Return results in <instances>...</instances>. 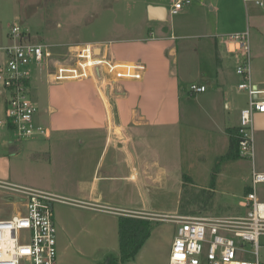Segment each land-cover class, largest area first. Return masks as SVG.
Returning a JSON list of instances; mask_svg holds the SVG:
<instances>
[{
    "label": "rangeland",
    "instance_id": "rangeland-1",
    "mask_svg": "<svg viewBox=\"0 0 264 264\" xmlns=\"http://www.w3.org/2000/svg\"><path fill=\"white\" fill-rule=\"evenodd\" d=\"M191 1L194 3L196 0ZM155 2L156 0H0L2 47L13 41L9 35L16 25L26 34L28 43L64 45L116 41L109 47L112 53L121 57L142 52L153 60L155 53L147 52L144 48L149 47L151 42L127 40L144 38L150 30H154L158 39L175 35L177 37L174 41L159 40L157 45H161L159 54L164 58L173 49L176 52L170 60H179V79L167 77V71L164 79L162 72L155 81L145 85L143 90L148 117L154 124L162 126L164 131L162 137L159 128L156 130L155 126H150L151 128L142 129L141 134V140L146 138L148 143L146 155L151 165L149 174L157 183L149 184V189L145 186L144 192H139L135 183H131L127 193L117 194L113 196L115 199H110L112 203L106 201L94 204L95 206L82 201L56 203L54 220L58 228L59 264H106L108 257H119L121 239L118 219L122 212L115 207L119 204L123 208L148 211L153 215L141 217L156 222L149 239L135 259L124 264H169L178 227L169 218L172 215L221 218L240 217L246 213L242 202L251 191L252 165L255 161L264 162V150L260 151L254 146L250 159L239 158L235 162L223 158L230 141L226 134L219 135L215 131L219 126L223 128L226 124L233 125L229 118L235 119L246 93L239 90L238 83L241 80L239 82L237 78L229 82L230 86H222L227 77V67L225 65L224 69L219 70L216 58L219 56L216 55L214 41L209 36L191 37L197 34L209 35L211 31L203 29L205 24L201 22L204 23L202 20L205 19L208 26L213 28L215 15L211 8L205 6L204 10L196 11L186 18V21L198 19L196 22L190 21L191 26L181 27L180 31L173 34L170 27L174 20L181 22L179 14L171 15L170 4H166V9H169L168 20H148L147 12L149 7L153 8L151 3ZM248 15L253 73L260 69L264 77V10L254 1L246 3L243 0V4L235 2L229 12L230 18L237 22L242 20L247 23ZM183 30L189 38L180 37ZM56 51L64 53L66 49L58 48ZM3 56L4 53L0 52V61ZM155 62L158 63L157 60ZM231 64L230 72H233L234 66ZM199 68L201 76H197ZM30 69L32 74L28 95L40 109L34 117L36 124L55 130L54 123L62 122L70 112L68 96H72L70 101L77 98L75 102L78 106L92 108L94 111L101 109L93 88L86 81L53 85L49 82L47 69L39 70L36 65H32ZM217 70L221 86L217 85L213 77ZM204 73L209 74L208 80ZM195 80L210 81L208 92L192 96L190 84ZM225 90L228 93L226 97L223 93ZM0 93V119L3 120L6 118L4 102L8 93L1 82ZM46 104L63 111L45 114L42 111ZM71 136L73 140H77L75 135ZM132 137L140 139V135L133 134ZM82 138L84 141L88 140L86 135ZM57 139L56 135L53 138L38 136L25 140L20 139L14 130L1 129L0 181L52 192L67 199L81 200L71 194L77 189L80 180L92 177L93 165L99 154L94 153L95 148H90L91 156L87 157L84 152H78L85 149H79L74 144L73 148L68 145L61 147L56 143ZM132 148L138 150L135 152L138 156L145 151L139 145H133ZM137 163L140 164L139 161ZM2 192L0 189V193ZM258 194L264 199V184L258 185ZM5 197V194L0 195V220L11 219L20 209V204L5 200ZM123 214L131 218L140 217L134 212ZM261 243L264 244V236ZM250 248L247 246V249ZM261 254L264 262V249Z\"/></svg>",
    "mask_w": 264,
    "mask_h": 264
},
{
    "label": "built area",
    "instance_id": "built-area-1",
    "mask_svg": "<svg viewBox=\"0 0 264 264\" xmlns=\"http://www.w3.org/2000/svg\"><path fill=\"white\" fill-rule=\"evenodd\" d=\"M244 1H254L264 10V0ZM191 4V0H174L171 14L175 16ZM10 33L13 41L0 46V52L4 53L0 61V82L8 93L6 118L0 119V130H14L20 139L51 136L49 127L36 124L34 120L40 109L28 95L32 65L39 70L47 69L53 85L91 81L99 91L108 84L141 81L148 69L141 60L115 57L109 49L113 41L41 45L26 42V34L19 26H13ZM227 40L229 46L234 47L230 51L238 58L237 74L241 77L238 88L248 97L238 122L241 155L250 159L255 146L254 120L257 113L264 114V90L253 83L250 30L232 34ZM58 48L66 51L57 52ZM206 91L205 85L193 84L190 88L191 95ZM251 179V191L242 202L246 209L243 216L169 217L178 226L169 264H264L261 254L264 249L261 243L264 200L258 197V185L264 184V173L253 171ZM0 189L14 203L20 204L19 211L11 219L0 220V264H59L54 205L81 202L2 181Z\"/></svg>",
    "mask_w": 264,
    "mask_h": 264
},
{
    "label": "crops",
    "instance_id": "crops-1",
    "mask_svg": "<svg viewBox=\"0 0 264 264\" xmlns=\"http://www.w3.org/2000/svg\"><path fill=\"white\" fill-rule=\"evenodd\" d=\"M235 2H240L243 4V0H196L191 5L185 6L183 10L179 13L180 17L178 19H180L181 22L178 23L174 20L173 24L170 27L171 32L175 34L180 31L181 27L187 28L191 26L192 24H190V21L196 22L198 20L192 19L186 21V18L188 16L193 15L196 11L204 10L205 6L211 8L212 13L215 15V17H213V19L215 20V23L212 26L213 28H211L210 25L208 26V23L205 21V19L202 20L204 21V23L201 22V24H205V27L203 29H208L211 31V33L209 35L197 34L191 37L194 38L197 36H209L214 41L213 46L216 50V55L219 56V58L216 57L219 62V70L224 69L225 65L227 67V77L225 78L224 82H222L223 87H226L227 85L230 86L231 84H229V82L232 79L237 78L239 82L241 80V77L237 74L238 58L235 54L230 51V48L234 49V47L229 46L227 39L230 34L243 33L247 31V29H249L250 27V15L247 16V23L242 22V20H240V22H237V20H233L230 18L229 12ZM166 4H170L169 9H171L173 2H170L168 0H156L155 3H151L153 8L158 9L157 11H155V17L158 18L163 16L164 20H151L149 18V12H147L148 20L154 22L168 20L169 9H166ZM159 8L166 9V14L164 13L163 9ZM149 32L144 38L127 41L138 43L151 42L149 47L145 46L144 48L147 49V52L151 51L152 53H155L153 60L144 56L142 52H139V54L135 53L133 55H123L121 56L122 58L119 55L113 53V55L119 59L130 61H143L148 67V69L145 72L144 77L141 81H122L121 83L108 84L106 88L100 91L97 89V87H95V85L91 81H86L89 87L93 88L97 97L98 104L99 106L101 105V109L99 111H94L92 108L89 109L88 107L78 106V104L75 102L77 98H74L73 101H70L72 99V96H68V111L70 112L66 114V119H62V122L59 121L56 124L54 123V127L56 128L55 130H52L49 127L51 130L50 137L53 138L57 135L58 139L56 143L62 145L61 147H66L68 145L70 146V148H73L72 145L74 144L78 145L79 149H85L84 151H78L79 154L84 152L85 156H91L92 151L90 150V148H95L94 153L97 152L99 154L94 163L95 165H93L94 171L92 177L87 180H80L78 182L77 189L74 190V192L71 194L81 198V200L77 201L90 202L93 204H100L106 201L112 203L110 199H115L113 198V196L117 194L127 193L129 185L131 183H135V186L139 192H144L145 186L149 189V184L157 183V180L152 178L149 174L151 165L147 161L148 155H146L148 143L146 142V138H143V140H141V134L142 129L148 127L151 128L150 126H155L156 130L157 128H159V132L162 134V137L164 131L162 126L160 127V125L154 124L152 120H150L151 118L148 117V105L145 101V97L143 96V90L146 88L145 85L151 83V81L153 80L155 81V79H157V77H159L162 72H164L163 78L167 71V77L172 76L177 78L178 80L179 60H170V57H174L176 55L174 49L169 52V54L167 53V57L165 56L164 58L162 54H159L162 49L161 45H157L159 40L174 41L175 38H177L176 35L174 37H163L158 39L154 35V30H150ZM184 32L185 30H183V34L180 35V37L189 38L190 36H187V34ZM115 43L117 42L115 41ZM155 60H157L158 63H156ZM231 60H233V62ZM156 64H159V66H157ZM230 64L234 66L233 72H230ZM200 74H202V71L199 68L197 76H201ZM218 76L219 71L217 70V74L213 76L215 78V81L217 82V85L221 83L218 82ZM204 77L208 80L209 74L207 75L204 73ZM207 80H195L190 85H205L207 86V91L204 93H207L211 86V84L209 83L210 81L208 82ZM253 83L259 89L264 90V77L261 75L260 69H258V72L256 71L253 73ZM223 93L225 97L228 95L226 90ZM0 95L2 94L0 93ZM134 96L136 100L133 101ZM196 96L197 95H194V97ZM244 97L245 100L243 99L242 104L240 103L241 108H238V112L235 119L229 118V122L233 123V125L231 124L229 126V124H226V126H224L223 128L219 126L217 127L218 129L215 131V133H218L219 135L226 134L229 139L228 129L237 127V125L239 124L238 120L240 111L248 104L247 95L245 94ZM6 100L4 102V109L6 107ZM228 105L230 108L231 104L229 103ZM43 108L44 111L42 112L45 114L49 112H53L55 114L56 112L61 111L60 109H55L53 108V106L47 104L44 105ZM254 121L255 147L256 149H259L261 151L264 150V114L257 113ZM133 134L140 135V139H133ZM71 135H75V139L77 140H73ZM85 135L86 138H88V140L86 141H84V138H82V136L85 137ZM162 141L163 139L161 140V142ZM133 145H139L140 148L144 147L145 151L138 156L135 153L138 152V150L132 148ZM138 161L141 165L137 163ZM253 171L264 173V162L259 163L258 161H255L252 165L251 174ZM142 178L144 179L142 180ZM100 183L102 184V186H100ZM247 191L248 190H246V192ZM2 194L0 193V195ZM4 199H7L9 201L12 200V198L8 197L7 195ZM144 203H146V200H144ZM119 205L115 207L119 209L120 213L122 212L121 216L124 217H126V215L123 214L124 212H134V214L138 213L140 217L137 218L140 219H143V217H141L142 215H153L148 211L142 212L132 210L126 207H120Z\"/></svg>",
    "mask_w": 264,
    "mask_h": 264
},
{
    "label": "trees",
    "instance_id": "trees-1",
    "mask_svg": "<svg viewBox=\"0 0 264 264\" xmlns=\"http://www.w3.org/2000/svg\"><path fill=\"white\" fill-rule=\"evenodd\" d=\"M194 96V95H192ZM229 134V149L224 160L229 162L238 161L239 158H246L241 155L240 132L239 124L236 128L228 129ZM249 192V189L247 193ZM119 237L120 241V256L108 257L106 264H124L127 261L135 259L139 251L149 239L156 222L150 219H140L119 216Z\"/></svg>",
    "mask_w": 264,
    "mask_h": 264
},
{
    "label": "water",
    "instance_id": "water-1",
    "mask_svg": "<svg viewBox=\"0 0 264 264\" xmlns=\"http://www.w3.org/2000/svg\"><path fill=\"white\" fill-rule=\"evenodd\" d=\"M159 9H163V11H164V13L166 14V9H164V8H159ZM158 9H156V8H149V18L151 19V20H164V18H163V16L162 17H155V11H157ZM162 11V12H163ZM164 14V15H165Z\"/></svg>",
    "mask_w": 264,
    "mask_h": 264
}]
</instances>
